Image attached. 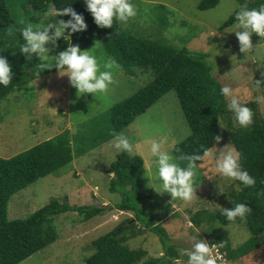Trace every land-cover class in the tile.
I'll list each match as a JSON object with an SVG mask.
<instances>
[{"label": "rangeland", "instance_id": "374dc122", "mask_svg": "<svg viewBox=\"0 0 264 264\" xmlns=\"http://www.w3.org/2000/svg\"><path fill=\"white\" fill-rule=\"evenodd\" d=\"M25 2L26 0H9L15 28L6 29L9 37L4 36L2 41L6 51V48L18 45V29L23 26L19 21L28 20L23 11ZM132 2L137 7V15L126 23L118 22L122 30L132 36L204 53L206 63L220 84L230 86L240 97L241 101L238 103L246 104L254 100L264 116V99L257 101L258 96L264 98L263 87L256 89L252 86L255 77L264 80L261 77L264 72V39L255 34L250 37L253 45L258 43V46L245 59L244 54L239 52L234 32L226 31L233 24L225 29L220 28L239 8L237 0H220L215 8L205 11L198 9L202 0ZM57 21V18H48L44 20V24L55 25ZM53 30L50 28L49 34ZM62 37L56 38L55 45L52 41L45 44L48 49L45 60L53 59L52 55ZM98 43L101 46L96 50L97 55L101 50L105 53L103 41ZM94 46L84 50L91 51ZM213 50L217 54L212 60L210 57ZM106 54L108 55L107 52ZM145 69H135L132 75L119 70L114 74V83L110 85L109 91L97 99L87 93L77 96L76 89L70 85L67 76L59 75L58 71L38 77L26 87L14 89L7 98L0 101V157L10 158L66 130L73 141H77L76 150H81L85 143L86 148H89L91 137L104 132L108 127L111 107L129 98L154 79L153 73ZM231 118L234 120L233 114ZM220 127L221 139L214 147V155H218L225 147L232 146L231 135L223 121L220 122ZM122 133L134 145L136 155L144 161L145 186L139 196L142 210L165 229L170 243L179 250L180 259L174 264H185L187 253L183 254L182 250L191 251L196 240L203 239L209 243L219 234H226L232 246L237 248L251 237L245 219L229 225L197 226L192 222L191 216L201 211L215 212L228 208L232 203L229 192L232 188L238 191L240 189L236 181L217 173L215 166L212 168L211 158L201 165L194 164L195 196L190 202L172 200L166 191H157L160 181L154 179L155 166L148 154L149 142L163 138L165 147L179 158L185 155L177 156L176 146L191 134L175 91L162 96ZM113 140L91 150L88 155L75 156L73 162L65 168L40 178L11 198L8 206L10 219L27 218L52 199L67 198L73 206L109 208L90 220L80 217L77 212L54 217L59 238L19 264H78L93 253L90 245L95 239L133 217L129 212L115 208L122 197L109 189V181L115 174H109L108 171L118 154L112 147ZM180 163L183 166L187 162L180 160ZM125 232L128 236L129 233ZM127 245L133 250H145L147 255L144 260L157 258L165 252L160 238L149 231L129 238ZM263 250L264 247L259 251ZM259 257L263 262L264 256L261 257L260 254ZM257 262L253 252L244 261H227L225 264H258Z\"/></svg>", "mask_w": 264, "mask_h": 264}, {"label": "trees", "instance_id": "16d2710c", "mask_svg": "<svg viewBox=\"0 0 264 264\" xmlns=\"http://www.w3.org/2000/svg\"><path fill=\"white\" fill-rule=\"evenodd\" d=\"M219 1L202 0L198 9L210 10L215 8ZM237 1L240 5L246 4L248 7L258 6L260 2V0ZM48 4H51L54 9L64 6L72 7L77 13L83 15L87 25L84 31L72 33L68 40L62 37L58 41L53 58L70 44L84 50L103 41L106 52L121 66L120 70L132 75L135 69L146 68V71L153 73L154 79L129 98L111 107L108 127L104 132L91 137L89 148H86L85 143L81 150L79 148L76 150L77 141H73L68 134L69 131L66 130L10 158L0 157V264H19L54 243L59 238L54 217L77 212L80 217L90 220L109 209L102 206L94 208L73 206L66 198L52 199L24 219H10L8 216L9 202L16 193L34 184L40 178L65 168L73 162L75 156L88 155L91 150L114 139L117 133H122L138 116L172 90L178 97L181 111L191 130L190 136L176 146L177 156H180L179 154L202 155L204 149L213 152L221 139L220 122L223 121L231 135L232 146L241 154L242 167L255 180L254 185L247 188L236 181L240 189L239 191L235 188L231 189L229 198L232 203L226 208H232L237 202L244 203L249 208L250 214L244 219L251 237L237 248L232 246L226 234H219L208 244L211 247L215 244L220 245V252L229 262L244 261L245 257L255 252L257 263L264 264V261L259 260L260 254L261 257L264 256V250L259 251L264 247V116L258 103L251 100L245 104L253 112V123L246 128H241L235 125L231 118L232 112L227 108L228 101L219 91L222 85L211 72L204 53L192 51L187 47L176 48L169 44L132 36L122 30L115 19L110 28L98 27L86 10L83 0H26L23 11L29 21L36 23L39 22ZM53 18L65 21L69 19L68 16L50 17V19ZM234 22V15H232L220 28L225 29ZM7 28L14 29L15 21L9 0H0V56L4 57L9 64L12 76L7 87L0 86V101L7 98L14 89L26 87L34 79L58 71L55 67H38L42 63L52 64L53 59L41 60L35 53L31 57L27 53H20L19 44L23 43L20 33L18 45L6 48V51L2 41L4 36L9 37ZM64 35H68L67 29ZM254 80L261 79L255 77ZM261 81L260 87L264 90V80ZM216 137L219 139H215ZM202 162L203 160H197L194 164L201 165ZM210 162L214 168L213 160ZM108 173L115 174V177L109 181L110 191L122 197L115 208L129 212L133 214V217L124 220L126 223H120L110 232L95 239L90 245L93 253L78 264L177 263L180 259L179 250L170 243L165 229L156 224V220L149 218L142 210L139 196L145 186L146 176L142 157L118 152ZM220 212L221 210L201 211L191 216V219L197 226L232 224L226 221ZM238 221L239 219L236 222ZM125 231L129 233L128 236ZM144 231H149L160 238L165 251L161 256L144 260L147 255L145 250H133L127 245L129 238H135Z\"/></svg>", "mask_w": 264, "mask_h": 264}, {"label": "clouds", "instance_id": "9594fccd", "mask_svg": "<svg viewBox=\"0 0 264 264\" xmlns=\"http://www.w3.org/2000/svg\"><path fill=\"white\" fill-rule=\"evenodd\" d=\"M83 4L91 14L95 25L101 28L112 27L114 19L126 23L137 15V7L132 0H83ZM233 15L235 22L226 31L234 32L239 44V52L243 53L247 59L248 55L258 46V43L253 45L250 37L255 34L264 39V0H260L258 6L254 7H248L246 4L240 5ZM55 16H68L69 19L67 21L60 19L55 25L44 24V20ZM19 23L23 25L18 29L23 40V43L19 44L20 53H27L29 57L35 53L41 60L46 59L48 49L45 44L47 42L52 41L55 45L56 38L63 36L65 40H68L72 33L84 31L87 27L83 15L77 13L72 7L64 6L54 9L51 4H48L47 9L43 11L39 22L33 23L21 19ZM50 28L54 29L51 34H49ZM66 29L68 35H64ZM100 46L96 43L89 51L81 50L78 46L70 44L53 58L52 64L42 63L38 67H55L59 75L67 76L70 85L76 89L77 96L87 93L97 99L109 91L110 85L114 83V74L121 67L112 56L102 50L97 55L96 50ZM216 54L213 50L210 59L213 60ZM10 71L6 59L0 56V86L7 87L10 84L12 79ZM261 77H264V72L261 73ZM261 83V80H252V86L256 89L260 88ZM219 91L228 100L227 108L232 112L235 124L241 128L250 126L253 123V112L244 103H238L241 99L235 94V90L224 85ZM261 99L264 98L257 97V101ZM215 139L218 140L219 137ZM112 147L129 156L137 154L134 145L123 133L115 135ZM148 154L152 158L151 163L155 166L154 179L160 181L157 191H166L172 200L190 202L194 198V161L197 160L213 159L217 173L239 182V185L243 187H251L255 183L254 178L241 165V154L232 146L225 147L218 155L204 149L202 155L193 154L178 158L165 147V141L161 138L149 142ZM180 160L187 163L182 166ZM220 214L226 221L235 223L238 219L243 220L249 215L250 210L244 203L237 202L232 208L222 209ZM220 247L217 244L211 247L203 239L196 240L192 244L191 251L182 250L183 254L187 253L185 264H225L227 259L220 252Z\"/></svg>", "mask_w": 264, "mask_h": 264}, {"label": "crops", "instance_id": "0c3cea01", "mask_svg": "<svg viewBox=\"0 0 264 264\" xmlns=\"http://www.w3.org/2000/svg\"><path fill=\"white\" fill-rule=\"evenodd\" d=\"M229 262V261H228ZM229 263H233V262H229Z\"/></svg>", "mask_w": 264, "mask_h": 264}, {"label": "water", "instance_id": "95a60500", "mask_svg": "<svg viewBox=\"0 0 264 264\" xmlns=\"http://www.w3.org/2000/svg\"><path fill=\"white\" fill-rule=\"evenodd\" d=\"M74 46H76V45H74Z\"/></svg>", "mask_w": 264, "mask_h": 264}]
</instances>
